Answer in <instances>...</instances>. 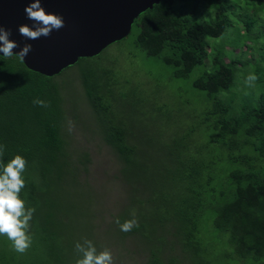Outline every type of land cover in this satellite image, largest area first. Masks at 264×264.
<instances>
[{
    "label": "trees",
    "instance_id": "16d2710c",
    "mask_svg": "<svg viewBox=\"0 0 264 264\" xmlns=\"http://www.w3.org/2000/svg\"><path fill=\"white\" fill-rule=\"evenodd\" d=\"M220 1L208 21H191L177 0H160L133 21V45L148 56H158L173 68L175 77H186L203 67L191 85L212 104L209 115L214 120L206 125L210 139L199 145L191 132H184L177 144L170 141L168 156L158 166H154L157 162L136 165L132 135L124 123L108 118L111 104L103 99L114 93L116 84L109 80L108 68L99 69L102 61L98 55L78 59L50 78L26 70L15 56H0L3 162L15 155L27 161L23 173L26 186L20 196L26 207L35 208L29 231L32 240L44 246L42 259H32V245L25 253L28 257L17 255L0 235V264H73L79 257L72 239L77 230V209L71 199L79 197L78 188L85 183L78 179L67 101L58 81L70 72L80 80L82 96L96 121V133L114 153L119 176L130 185L138 182V177L130 176L128 170L143 174L151 170L155 183L150 180L148 186L156 197L145 199V203L135 197L130 201L131 209L144 204L143 212H147L157 198L163 206L155 207L146 217L148 222L139 209L135 214L139 227L130 232H122L114 222L116 246L121 248L127 239L133 246L146 244L142 252L148 259L142 264H229L234 259L264 264V92L249 93V99L241 104L237 101L236 106L232 105L236 104L233 96L227 100L220 97L224 92H236L240 77L235 71L249 61L259 88L264 50H255L248 59L244 57L245 61L241 60L243 53L238 54L240 50L228 59L221 51L210 50V40L222 36L226 29L227 5ZM256 35L253 43L259 44L260 36ZM37 98L49 107L34 105ZM208 154L211 160L202 162L200 156L208 159ZM109 216L112 222L119 218L121 223L132 218L128 213Z\"/></svg>",
    "mask_w": 264,
    "mask_h": 264
},
{
    "label": "rangeland",
    "instance_id": "374dc122",
    "mask_svg": "<svg viewBox=\"0 0 264 264\" xmlns=\"http://www.w3.org/2000/svg\"><path fill=\"white\" fill-rule=\"evenodd\" d=\"M177 1L183 3L182 12L191 21H208L220 0ZM220 2L227 5L226 29L222 36L210 40V50L221 51L226 59L240 50L238 54L243 53L242 61H245L244 57L248 59L255 50H264L262 45L264 44V0H221ZM248 22L250 24L245 30L244 26ZM256 34L260 36L259 44L253 43L257 39ZM132 36L131 28L125 39L108 46L98 55L102 61L99 69L108 68L109 80L116 84L114 93L103 100L111 104L108 118L111 121L124 123L126 132L132 135L136 165L145 167L157 162L154 166H158V162L164 161L168 156L166 151L168 145L172 141L177 144L184 132H191V138L199 142V145L210 139L211 135L209 134L208 137L206 125L214 120L209 115L212 104L202 91L191 85V81L201 73L203 67H197L186 77H175L173 68L164 64L158 56H148L134 46ZM247 51L251 53L247 54ZM106 63L109 64L106 66ZM254 71L255 68L250 61L247 65L238 68L235 72L240 77L237 78L240 87L236 92H224L220 97L223 95L227 100L233 96L236 104L232 105L236 106L237 101L241 104L249 99L247 96L249 93L264 92V64L260 65L258 70L262 75L259 88L256 84L249 87L245 83L246 77ZM58 81L62 87L63 99L67 101L66 117L69 127L70 122L74 124L70 131V140L73 156L77 160L78 179L85 183L83 187L78 188V193L75 192L79 197L73 195L74 200L71 199L77 209V218L74 222V228L77 227V230L73 231L72 239L75 243L80 241L82 243L83 239L87 238L93 242L98 251L105 246L108 247L116 264H142L143 260L148 259L145 252H142L146 251L147 245L134 243L133 246L130 245L132 240L127 239L125 245L120 246L121 248L116 246L114 244L116 226L114 221L109 220V214L117 213L118 216L121 214L125 216V213L131 215L133 211L136 214L140 209L144 214L142 219L148 222L146 217L155 212V207H163L158 198L149 206L147 212H143L144 204L133 209L130 206L131 199L135 197L140 201L144 200L143 203L149 197L151 199L156 197L153 188L148 186L150 180L155 183L150 176L151 170L148 174H143L131 168L127 173L130 176L137 175L138 182L127 185L119 176V163L114 153L102 142L100 134L96 133V121L86 99L82 96L83 90L76 73H66ZM200 159L202 162L211 160L209 154L208 159L202 155ZM200 159L196 157V160L200 161ZM80 221L81 225H79ZM3 237L17 255H24L27 252L17 253L12 247V242L6 236ZM167 244L173 245L169 240ZM31 245L34 247L31 258L41 260L44 255L43 244L32 240ZM128 253L138 255L134 257ZM229 264L248 263L234 259Z\"/></svg>",
    "mask_w": 264,
    "mask_h": 264
},
{
    "label": "water",
    "instance_id": "95a60500",
    "mask_svg": "<svg viewBox=\"0 0 264 264\" xmlns=\"http://www.w3.org/2000/svg\"><path fill=\"white\" fill-rule=\"evenodd\" d=\"M160 0H41L46 12L63 17L64 27L54 30L50 36L30 40L23 37L18 27L32 26L24 8L32 0H0V26L11 30L9 39L19 46L24 44L32 50L21 62L23 67L40 76L50 78L78 59L99 55L108 46L128 36L133 21ZM1 57L3 53H0Z\"/></svg>",
    "mask_w": 264,
    "mask_h": 264
},
{
    "label": "clouds",
    "instance_id": "9594fccd",
    "mask_svg": "<svg viewBox=\"0 0 264 264\" xmlns=\"http://www.w3.org/2000/svg\"><path fill=\"white\" fill-rule=\"evenodd\" d=\"M27 19L33 22L32 26L22 24L18 27L19 33L30 40L39 39L41 36L48 37L54 30L64 27L63 17L59 14L46 12L41 5V0H32L25 8ZM10 29L0 26V53L6 58H11L13 49L19 45L9 39ZM32 50L30 44H24L18 53H15L18 59L23 62L24 57ZM258 76L250 73L246 77L247 86H254ZM34 105L40 107H49V104L39 98L33 100ZM74 124L70 122L69 131ZM5 146L0 144V235L6 236L11 242L14 251L25 253L32 244V235L29 231L30 221L32 220L35 208L26 207V201L21 198L20 193L25 188V179L23 173L26 171L27 161L22 155H15L6 164L3 162ZM132 218L120 222L119 218L115 223L122 232H130L133 228L139 227L135 211L132 212ZM75 251L79 254L73 264H116L111 249L103 247L98 251L93 242L87 238L83 242L75 244Z\"/></svg>",
    "mask_w": 264,
    "mask_h": 264
}]
</instances>
